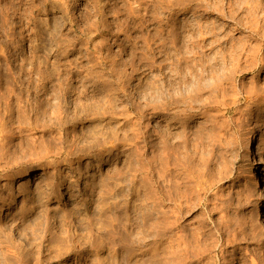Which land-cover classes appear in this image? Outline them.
<instances>
[{"label":"rangeland","instance_id":"1","mask_svg":"<svg viewBox=\"0 0 264 264\" xmlns=\"http://www.w3.org/2000/svg\"><path fill=\"white\" fill-rule=\"evenodd\" d=\"M263 172L264 0H0V264H264Z\"/></svg>","mask_w":264,"mask_h":264},{"label":"bare ground","instance_id":"2","mask_svg":"<svg viewBox=\"0 0 264 264\" xmlns=\"http://www.w3.org/2000/svg\"><path fill=\"white\" fill-rule=\"evenodd\" d=\"M252 139L255 140V144H257V136L255 134L252 135ZM258 147V146H257ZM264 184V172L263 173H259L255 185L256 187H262ZM261 221L264 223V210L261 211V215H260Z\"/></svg>","mask_w":264,"mask_h":264}]
</instances>
